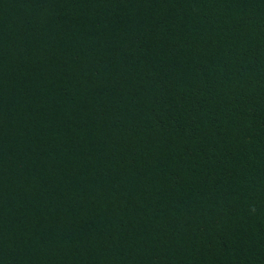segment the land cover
<instances>
[{
  "label": "trees",
  "instance_id": "trees-1",
  "mask_svg": "<svg viewBox=\"0 0 264 264\" xmlns=\"http://www.w3.org/2000/svg\"><path fill=\"white\" fill-rule=\"evenodd\" d=\"M0 264H264V0H0Z\"/></svg>",
  "mask_w": 264,
  "mask_h": 264
}]
</instances>
